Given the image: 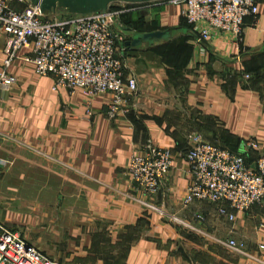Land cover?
I'll return each instance as SVG.
<instances>
[{"label": "crops", "instance_id": "0c3cea01", "mask_svg": "<svg viewBox=\"0 0 264 264\" xmlns=\"http://www.w3.org/2000/svg\"><path fill=\"white\" fill-rule=\"evenodd\" d=\"M254 2L238 42L185 35L177 29L182 6L169 0L125 9L143 11L139 31L109 11L117 34L173 28L169 39L121 41L124 75L136 89L113 120L105 117L109 93L87 107L80 89H52V77L34 74L29 50L18 49L6 69L15 81L0 89V223L61 264H264V207L253 204L227 221L213 204L180 205L192 132L209 142L238 140L239 152L254 141L251 161L264 154V0ZM6 50L0 33V69ZM147 143L169 148L172 163L157 192L142 195L125 168ZM229 239L261 262L222 244Z\"/></svg>", "mask_w": 264, "mask_h": 264}, {"label": "built area", "instance_id": "2783aa9c", "mask_svg": "<svg viewBox=\"0 0 264 264\" xmlns=\"http://www.w3.org/2000/svg\"><path fill=\"white\" fill-rule=\"evenodd\" d=\"M169 1L182 6V17L197 42L222 34L240 41L243 18L254 17L257 11L254 0ZM11 2L23 7L14 9ZM110 15L106 10L54 16L40 13L30 0H0V33L7 45L0 69V89L6 90L14 83L15 78L6 69L15 52L27 48L30 54L26 60L31 63L33 73L51 76L52 89L63 87L70 93L80 89L87 107L93 96L109 93L105 117L115 119L121 104L134 94L136 82L134 77L124 75L120 54L123 37L112 31ZM189 143L183 154L188 182L181 207L196 201L210 203L215 206L216 214L227 221L234 220V213L244 212L253 204L264 207V154H258L250 162H245L241 154L256 149L254 141H245L240 152L203 141L194 134L189 136ZM171 163L169 148L147 143L130 154L125 173L138 192L151 195L157 192ZM194 218L203 220L198 214ZM169 219L178 221L174 216ZM222 244L261 262L244 253L241 243L229 239ZM258 248L262 249L263 245L259 244ZM0 264L61 263L48 258L0 223Z\"/></svg>", "mask_w": 264, "mask_h": 264}, {"label": "water", "instance_id": "95a60500", "mask_svg": "<svg viewBox=\"0 0 264 264\" xmlns=\"http://www.w3.org/2000/svg\"><path fill=\"white\" fill-rule=\"evenodd\" d=\"M153 1L157 0H30L33 5L37 6L40 13H50L54 16H59L62 12L68 16L104 13L113 3H145ZM128 30V28H124L120 34L127 37V39L123 41V45L131 47L139 45L142 42L165 39L173 35V28L162 31L156 30L146 33H133L131 35L123 32ZM180 31H184L185 33L188 32L186 29Z\"/></svg>", "mask_w": 264, "mask_h": 264}, {"label": "trees", "instance_id": "16d2710c", "mask_svg": "<svg viewBox=\"0 0 264 264\" xmlns=\"http://www.w3.org/2000/svg\"><path fill=\"white\" fill-rule=\"evenodd\" d=\"M153 2H155V1H153ZM148 3H151V2L124 3V4L128 5L129 7H136V6H140V5L148 4ZM109 9H111L110 6H109ZM60 15H65V14L62 12ZM143 16H144L143 11L136 13L134 16H131L130 13L128 15V12H125V13L119 14V19H120V22L122 23L123 26L134 28V29L139 31L143 25ZM177 29H179V30H182V29L185 30L186 29V30H188V32L184 33L185 35H188L189 37H195V35L191 31L190 26L185 22L184 19L182 20V25H179L177 27ZM169 38L170 37H167L165 39H169ZM171 38H172V36H171ZM123 41H124V39H123ZM177 51H179V49ZM220 138H221L220 143H216V142H213V143H216V144L220 145L221 147H225L232 152H239L238 151V145H239L238 140H235V141L229 140L230 138L224 137V135H221ZM241 154L244 157L245 162L251 161L248 159V156H247L248 151L242 152Z\"/></svg>", "mask_w": 264, "mask_h": 264}, {"label": "rangeland", "instance_id": "374dc122", "mask_svg": "<svg viewBox=\"0 0 264 264\" xmlns=\"http://www.w3.org/2000/svg\"><path fill=\"white\" fill-rule=\"evenodd\" d=\"M157 1H159V0H157ZM151 3H153V2H151ZM151 3L143 4V5H140L139 7L147 8L148 5H150ZM16 4H17V3H16ZM110 7H111V9L108 8L107 10H108V11H111V12L115 13V15H117V20H118V22H120V20H119V14L125 13V9L129 8V6L126 5V4H124V3H113V4L110 5ZM148 17H149V18H152V17H153V15H152V11H150V12L148 13ZM148 21H149V19H148ZM193 134H194V132H192V134H190L189 136H191V135H193ZM195 134H196V133H195ZM195 134H194V135H195ZM198 137H199V135H198ZM199 139H201V138L199 137ZM201 140H202V139H201ZM203 141H206V140H203ZM207 204H208V203H207ZM205 205H206V203L202 202V206L206 207ZM29 236L35 238V237H37V233H36V232H31V233H29ZM31 242H32V241H31ZM33 243H34V242H33ZM34 244H36V242H35ZM221 246L224 247V245H221ZM237 256H238V255H237Z\"/></svg>", "mask_w": 264, "mask_h": 264}]
</instances>
